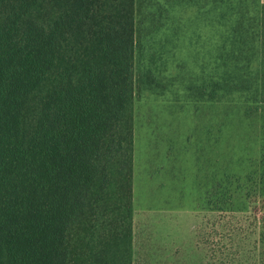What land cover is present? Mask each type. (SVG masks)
Returning a JSON list of instances; mask_svg holds the SVG:
<instances>
[{"label":"trees","instance_id":"16d2710c","mask_svg":"<svg viewBox=\"0 0 264 264\" xmlns=\"http://www.w3.org/2000/svg\"><path fill=\"white\" fill-rule=\"evenodd\" d=\"M135 13L136 0H0V264L130 263ZM240 19L244 73L214 85L255 95L259 31ZM209 86L197 95L217 100ZM260 167L247 206L230 181L207 191L195 236L209 264H264V219L248 214L264 218V144Z\"/></svg>","mask_w":264,"mask_h":264},{"label":"rangeland","instance_id":"374dc122","mask_svg":"<svg viewBox=\"0 0 264 264\" xmlns=\"http://www.w3.org/2000/svg\"><path fill=\"white\" fill-rule=\"evenodd\" d=\"M248 18L259 31L255 95L214 85L243 75L233 68L244 65L233 29ZM134 72L133 250L139 246L150 264H209L195 236L207 191L230 181L241 189L236 203L246 205L244 183L261 168L264 0H136ZM202 83L219 98L198 96ZM254 208L249 216L264 219Z\"/></svg>","mask_w":264,"mask_h":264},{"label":"crops","instance_id":"0c3cea01","mask_svg":"<svg viewBox=\"0 0 264 264\" xmlns=\"http://www.w3.org/2000/svg\"><path fill=\"white\" fill-rule=\"evenodd\" d=\"M133 156H134V152H133ZM134 159H135V157H134ZM133 175H134V171H133L132 177H133ZM132 196H133V192H132ZM133 221H134V219H133V213H132V227L134 225ZM135 243L136 242H135V235H134V228H133V237H132V241H131V253H130V263L129 264H139V263L140 264H150L152 259L150 257L146 256L147 254L145 252L142 253L139 246H137L138 251H136V253H135V251L133 250V248L135 249V247H136ZM136 254H137V258L139 260L138 263L135 262ZM143 254H146V255H143ZM152 263H153V260H152Z\"/></svg>","mask_w":264,"mask_h":264}]
</instances>
